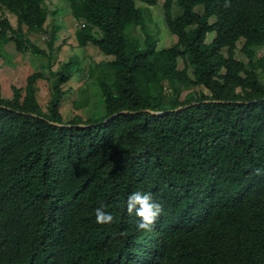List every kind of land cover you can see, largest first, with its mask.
I'll return each instance as SVG.
<instances>
[{"label": "trees", "instance_id": "16d2710c", "mask_svg": "<svg viewBox=\"0 0 264 264\" xmlns=\"http://www.w3.org/2000/svg\"><path fill=\"white\" fill-rule=\"evenodd\" d=\"M47 1L0 0L17 17L16 27L0 18V38L12 32L50 69L64 27L48 22ZM64 1L78 47L111 60L91 62L76 91L88 119L61 112L84 73L79 55L52 80L29 75L11 98L0 83V264H264V0H164L177 42L163 49L152 17L160 0ZM41 79L52 81L46 110ZM122 111L133 113L106 122ZM134 191L163 205L151 231L126 211ZM101 206L114 223H96Z\"/></svg>", "mask_w": 264, "mask_h": 264}, {"label": "rangeland", "instance_id": "374dc122", "mask_svg": "<svg viewBox=\"0 0 264 264\" xmlns=\"http://www.w3.org/2000/svg\"><path fill=\"white\" fill-rule=\"evenodd\" d=\"M163 1L164 0H160L159 5L152 8V17L159 30V49L169 48L177 42V36L171 34L165 24L164 11L162 7ZM47 4L49 5V11L56 12L55 16L52 14L49 15L48 22L55 19V22L62 24L64 27L63 30L59 32L60 37L55 42V46L60 47L56 48L54 51L55 61L49 69L46 66H43V64L47 63V58L35 56L31 51L28 53L19 51L14 40V34L9 31V36L7 38H0L2 51L4 52V57L0 59V83L2 85V94L4 97L11 98L13 96V87L15 86L23 89L26 85L27 77L37 71H43L44 74L48 76V78H51V80L54 79V72L58 69L59 63L68 61L71 55L76 54L82 59L84 73H77L74 76L72 82H70L75 91H72L70 94L66 95L61 106V112L66 121L72 119L75 115H81L84 119H88L93 112L90 106L85 110H78L74 108L73 101L78 96L76 91L82 85V81L84 79L83 77H86L85 73L87 71L88 65L91 62H101L102 60L106 59L111 60V57L108 58L104 56V54H102L99 49L92 44L85 48L78 47V42L74 35V32L77 29V23L69 14L67 2L64 0H48ZM141 5H143V3L138 2V6ZM173 14L177 16L181 14V11L175 8ZM4 16H7L14 27H16L17 17L14 13L7 9H3L0 11V18ZM24 30L27 31L26 28H24ZM96 31L98 32L97 29ZM135 33L141 35L142 31L137 29ZM29 37L37 46L43 48L47 47L45 44V39H47L48 36L45 33H29ZM213 37L214 35L210 34L207 38V42H211ZM238 46L239 48L242 47V43H239ZM258 54L259 56H264V49L260 50ZM237 58L247 61L246 56L239 50L237 51ZM183 67L184 64L180 59L179 68L183 69ZM36 87L38 101L46 110L47 104L52 97V81L41 79L37 82ZM65 88L67 89L68 85ZM99 113H103V111L101 110Z\"/></svg>", "mask_w": 264, "mask_h": 264}, {"label": "clouds", "instance_id": "9594fccd", "mask_svg": "<svg viewBox=\"0 0 264 264\" xmlns=\"http://www.w3.org/2000/svg\"><path fill=\"white\" fill-rule=\"evenodd\" d=\"M225 8L231 6L230 0H224ZM257 175L261 174V170L257 169ZM126 211L128 215L135 214L138 218L136 228L138 231H151L157 219L163 211V205L159 203L151 192L134 191L130 193L126 200ZM96 223L100 225H108L115 222V217L104 210L103 206L95 209ZM119 235H126L125 232Z\"/></svg>", "mask_w": 264, "mask_h": 264}, {"label": "water", "instance_id": "95a60500", "mask_svg": "<svg viewBox=\"0 0 264 264\" xmlns=\"http://www.w3.org/2000/svg\"><path fill=\"white\" fill-rule=\"evenodd\" d=\"M179 109H182V107L179 108ZM145 112H150V113H152V114H154V115H163V114H164V112H155V111H151V110H145ZM130 113H133V112H130V111H122V112L116 113V114L112 115L109 119H107L106 122H107L108 120H111V119H113V118H115V117H117V116H120V115H122V114H130ZM58 125L64 126V125H62V124H58Z\"/></svg>", "mask_w": 264, "mask_h": 264}]
</instances>
